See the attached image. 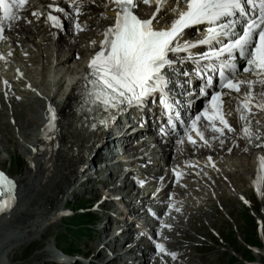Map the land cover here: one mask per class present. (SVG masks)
<instances>
[{
	"label": "snow or ice",
	"instance_id": "6c2138e0",
	"mask_svg": "<svg viewBox=\"0 0 264 264\" xmlns=\"http://www.w3.org/2000/svg\"><path fill=\"white\" fill-rule=\"evenodd\" d=\"M65 2L71 13H67L57 0H51L47 5L51 11L47 12L44 22L62 28L61 16L54 14L61 13L73 20L77 32L85 31L88 26L81 23L80 17L84 15L85 7L96 0ZM30 4L31 0H0V40H5V30L17 26L19 21L31 23L24 15ZM176 4L172 10L177 15L160 26V14L167 11L168 0H107L104 6L110 8L114 16L109 17L106 12L100 14L101 19L112 22L104 27L99 48L88 61L89 72L83 79L91 85L89 99L108 111L124 104L129 107L142 105L146 98L159 92L161 103L172 110L166 91L169 79L165 72L181 61L170 58V54L189 53L186 59L198 65L195 74L206 77L201 93L208 95L205 89L213 85L209 72L218 73L220 91L211 94L208 107L191 121L190 129H185L188 142L197 143L191 132L207 145L202 129L209 127L213 133L219 134L213 135L212 139L224 136L225 131L235 133L228 117L236 116L237 122H243L240 128L243 138L251 143V137L256 135L252 131V119L257 112L264 113V0H176ZM181 4L183 8H180ZM141 6L154 10L145 16L140 12ZM31 15L39 19L44 13L32 11ZM201 24L208 25L203 39L195 44L183 40L186 29ZM238 26H241L239 32ZM91 43L96 45L97 41ZM198 44H219L220 47L212 46L208 52L194 56L190 50ZM237 58L245 62L241 66L242 72L248 76L240 75L241 67L235 62ZM183 74L189 75L187 72ZM225 97L231 98L228 104H236L234 109L226 106ZM48 111L51 117L47 127L51 128L54 127L55 110L49 106ZM202 120L207 123L201 124ZM256 124L259 125L260 120H256ZM220 142L223 144L224 141ZM257 162L259 178L264 172V156H258ZM14 189L15 182L0 172V197L7 196V199L0 200V212L11 207L15 199ZM257 192L260 193L259 187ZM156 248L164 251L162 244L157 243ZM169 255L176 256L175 253Z\"/></svg>",
	"mask_w": 264,
	"mask_h": 264
},
{
	"label": "bare ground",
	"instance_id": "6f19581e",
	"mask_svg": "<svg viewBox=\"0 0 264 264\" xmlns=\"http://www.w3.org/2000/svg\"><path fill=\"white\" fill-rule=\"evenodd\" d=\"M50 2L51 0L44 1L43 9L41 10V13H44V15H41L39 19L31 15L32 11L38 10H34L28 7V10L24 13V15L27 16V19L30 20L31 23H27L21 20L18 22L17 26L9 29V31L5 33L8 37V44L10 45L16 60H21L23 62L40 61L42 66H45L44 64L47 59V48L50 46V49L48 50L50 60L58 63L60 67H66L69 69L71 68V72H65V75H67L68 73H71L70 75H73L74 72H72V69L81 66V60L83 59L86 51H91V45H88V42L95 40L98 43L101 31L110 22V20L97 17L96 9L93 10L91 6H89L85 7L84 15L80 17L81 23L87 24L88 26L85 31L77 32L74 26L64 20V14L54 13L55 15L61 16L62 29L59 30L57 28L51 27L50 24L44 22L47 12L51 11V9L47 7ZM57 2L61 7L65 8V11L67 13H69L68 5L65 1L57 0ZM96 4L97 8H99V11H101L102 13L106 12L110 17L112 11L110 8H105L104 5L106 3L104 2V0H96ZM141 9L144 10V15L150 14L153 11V8L150 9L147 6H141L140 10ZM160 17H163L165 20H167L169 18V15L165 11L160 14ZM50 32L52 33V37L50 36ZM84 44H86L87 46L83 50L82 46ZM22 52L26 53L25 58L21 56ZM75 57L77 58L74 59ZM58 73L61 72L57 71L55 74L58 76ZM68 77H70V79L72 78V76ZM258 87L259 86H257V88ZM48 94L49 93L47 91L46 94H43V96L48 97ZM34 99L39 102L38 106L41 107V101L36 98ZM47 100L52 102L54 99L53 97H51ZM72 100V97L69 96L59 108H53L55 110L54 121L56 125L51 128L47 127L51 116L49 118L45 116L44 120H38V115L41 108H38L37 105L33 106L31 104L32 102L30 103L27 100L24 103L20 102L21 104H18L17 101L9 97L6 100L8 104L12 105V107L9 109L7 105H4L0 100V129L3 128L7 131L12 130L13 132V129L16 128L17 134L20 135L22 140L27 142V144L30 143V148H26L23 143L20 144L16 141L17 145L19 146L20 153L22 155H25L27 164L25 171L22 174L17 175L15 178H10L13 181L15 179V186H17L14 189L15 199L12 202L11 207L4 212H0V214L4 215L7 211L12 210L9 213V216L13 217L14 208H18L25 203L27 204L28 201L34 202V197L37 196L38 202H36V205H34V208H32H36L35 211H32L31 215H28L24 218L26 227L28 226L29 222H35L33 223L35 224V230H39L40 227L43 226L44 218L48 221L53 217V215H57L60 212V208H63L65 206L67 199L72 194H74L77 186H79L77 185L78 178L76 179V177L80 176L78 175V173H80L81 169L84 170L85 165L88 164L89 160L91 159H89L88 157L92 152V144L99 140V137L95 138L93 133H88L85 129H83L79 123V120L73 116L74 111L72 108L73 105L71 104ZM55 104L59 103L55 100L54 105ZM227 106H230L232 107V109H234L236 107V104L227 103ZM9 112H11L12 114V125H9L6 121ZM261 114L262 113L257 112L255 117L252 119V129H259L261 127H264V122ZM233 119H236V121L233 122ZM237 119L238 118L236 116L228 117L230 124H232V126L236 129L235 133H229L225 131V135L221 136L219 139H212L213 135L219 136L217 135V133L208 134V142L211 145L210 148L205 147L202 149V147H200L198 143L194 144V146L188 145V141L186 140H183L181 145H177L176 143H172L171 140H168L164 144H162L160 148L168 149L170 154L169 156H167V158H170L171 160H178L180 158V155L188 156L191 152H193V150H197L200 153L205 154L215 153L217 155H221L227 152L228 146H231L232 149L237 150V148L242 144V141L240 140V128L243 125V122H237ZM256 120H260L259 125L256 124ZM37 121H40V123H38ZM37 125L38 127L43 126L39 132L38 128L36 129L35 127ZM35 136L37 150H33L32 153L31 146H34V140L31 141V138H35ZM42 136H45L47 138L46 142L43 141ZM92 140H94V142L90 143ZM220 140L224 141L223 144H221ZM0 142L2 148L4 149L5 141L3 140L2 135L0 137ZM216 146H218L217 149ZM254 149L255 146L252 148V151ZM257 153L258 151L257 149H255L252 157ZM196 162L197 160L193 159L190 161V164L196 165ZM168 172L171 173L172 170H169ZM232 175L240 177L239 170H236L234 173H232ZM216 176H218V174H209L205 175L201 179L212 186L216 183ZM230 176L231 175L229 174V177ZM115 178L116 177H114L112 180H114ZM168 178L169 173L166 179ZM254 181L256 183V180L254 179L252 182L253 185ZM31 182H33V184H31ZM177 183H182V186L177 187ZM199 185L200 179L186 173L181 176V179L179 178L173 182L171 178H169L168 182L164 186V195L172 194L173 192H175V196L172 199L173 202H175V200H178L176 195H178L179 191L194 195ZM262 185V183L258 184V187L260 189L259 195L262 192ZM144 190L151 191L153 190V188L147 183ZM79 191L80 190L78 189L76 192ZM125 192L129 193L130 189H126ZM141 205L143 204L141 203L140 206ZM114 210L115 209H113L112 211ZM189 210L185 211V213L183 211V215L187 214L185 218V222H187V224H184V226L186 227H189V225H191L193 217H197L198 220V217L200 216L205 218L209 216V214L206 215L204 210H201L200 212H196L194 214H192V210ZM36 211L38 212V214L34 216L33 213ZM103 214L104 213L100 214L101 218L103 217ZM117 214H120V212L118 213L117 211ZM127 214H130L129 210H127ZM140 215H144V213L141 212ZM108 216H110V214H108ZM211 216L212 213L210 214L209 218H206L210 226L213 225ZM172 217L175 218V220L181 219V217L178 218L177 216ZM33 224H31V226ZM138 224L140 227H142V223ZM106 227L107 231H109V227ZM29 228L26 229L28 230ZM195 230L196 232H198L199 229ZM17 234H14L13 237H15ZM109 234H111V232ZM114 235L120 238H124V240L128 242H131L133 240L135 241V247L139 252V256L136 257L138 264H191L192 262L193 254L191 255L188 252L191 249V245L189 243L179 241L176 238H170L169 246H164V250L176 254L175 258L170 259L166 255H163V252L159 251L157 248L144 245V243L141 242L140 238H138L132 230H129V227H127L126 233L120 230L117 231ZM178 235L185 236L189 234H187L185 228H183L178 232ZM161 236L165 238L166 233H163ZM23 237L25 236L22 235L18 238H11L8 236L3 241L6 243V241L8 240V243H1V249L3 247V250H5V252L7 253V251L12 250V248H14V246L23 239ZM262 241L264 246V234L262 235ZM101 247L103 246L101 245ZM109 248L117 250L114 245H109ZM130 248L132 247H129V249ZM96 253L103 254V251L101 250V248H99ZM255 254H264V247L263 249H259V251H255ZM115 256L118 260L122 259V257L119 256V252H116ZM54 257L56 258V260L53 259L52 261H58L57 255H55ZM172 259H174L173 262ZM0 264L7 263L2 261L0 262Z\"/></svg>",
	"mask_w": 264,
	"mask_h": 264
},
{
	"label": "rangeland",
	"instance_id": "374dc122",
	"mask_svg": "<svg viewBox=\"0 0 264 264\" xmlns=\"http://www.w3.org/2000/svg\"><path fill=\"white\" fill-rule=\"evenodd\" d=\"M35 67L37 66L31 65L29 67L28 76L31 77L32 80H43V72H38V70H35ZM57 91L61 92L62 90L57 89ZM46 92L47 91L43 92L42 94H46ZM54 95H57V93H55ZM22 97H24V95ZM27 100L28 99H25L24 101H17V103H24ZM28 102L31 103V101L29 100ZM37 102L38 101H32L31 104L33 106L37 105L38 107L39 102L38 104ZM11 107L12 105L9 104V109ZM11 115V112H9L8 117H11ZM11 132L12 130L7 131L3 128L0 129V137L2 135V138L5 141L4 149L2 148L0 142V168L3 170V172H6L8 176L15 178L17 175H20L25 171L27 160L25 158V155H22L20 153L19 146L16 143L17 141L21 144L23 142L22 138L18 134L17 136L14 134V136L13 134H11ZM248 151L249 150L245 148H239V150L235 152L237 155L231 156L229 153H226V155H223L218 159L219 169L223 171L224 174L229 171L231 175L229 177L231 183L227 182V179L225 177V181L222 182L224 186H220L219 184H217L216 189L211 192L212 198L207 195L205 188V191H198L196 195L190 194L193 196H185L182 200V203L185 205L184 209L186 208L185 210H183L184 213L189 209L192 211L194 209V213L204 210L206 215L209 214L210 216L212 212L216 211V215L214 216V214L212 213L211 216L213 224L211 225V227H206L210 226L208 224V221L206 220V218H209V216H207L206 218L200 216L198 217V220L197 218L193 217L191 226L186 227V233L189 235L196 232L195 229H199L198 232H196V240H194L195 238L191 236L182 239L181 237H179L181 235L177 234V237L180 240H183L184 242L187 241L186 243H190V245L192 246L190 250V254H193L192 264H264V259L261 254H255V249L261 247L260 244H263L262 235L264 234V212L261 211L262 209H264V189L261 203H259L260 205L258 203H256L257 205L254 203V207H247V209L246 206H241L237 199H235L234 192L227 194L225 191L226 187H233L234 189H237L235 192L241 191L243 194H247L250 200L252 199L251 194L248 193V190H246L247 182L245 179L248 166L247 161H249ZM236 170H239L240 177L232 175V173H234ZM77 178L79 177L77 176L76 179ZM31 184H33V182H31ZM87 187L88 188L86 190H82L80 187L82 192L77 193L76 195L73 194L71 196L72 200L69 199V201L66 202V205L69 208H71L72 205H74L75 207H79L80 205L82 207L87 206L86 202L89 200L91 201L89 197H93L92 193L96 192V190L93 189L96 188L98 192L100 184L92 183ZM36 202H38L37 196L34 197V202L28 201L27 204L25 203L18 208H14L13 212L17 216L13 214V217H9L4 222L0 223V229L2 226L9 225L10 227H12L9 233H18L17 235L20 234V237L22 235L25 236L14 246V248H12V250L7 251V253H3L2 249L4 248L2 247L1 249V243H8V240L6 241V243L3 242L8 236H3L2 232L0 231V262L3 261L7 264H54L52 262L50 263V261L47 260L46 256L48 254L44 251L47 247L51 246L52 243H54L64 251H68V253H74V251H76L79 254H84L85 251L90 252V248L92 246L90 243L93 241H97L96 247L98 246L99 234L95 231L94 228L101 225V222L103 220H97L95 225L85 224V228L87 229L86 230L81 227L83 222L87 218L86 214H76L75 216H71L68 218L55 219L49 226L42 230L34 229L35 224L33 223L35 222H29L28 226L30 228L28 226L26 227L24 218L28 215H31L32 211H35L36 208H32H34L33 206L36 205ZM82 202H84L85 204L83 205ZM209 203H212L215 208L210 206ZM217 207H221L222 210L217 211ZM260 207L262 209H260ZM11 211L12 210L7 211L4 215H9ZM183 211L175 216H177L178 218L181 217V219L186 220L185 218L187 214H184V216ZM254 212L257 214V217L259 215V217L262 218V229L258 230L253 222V220L255 221ZM37 214V211L33 213L34 216H36ZM44 221L47 220L44 218ZM30 223L33 225L31 226ZM16 224L21 225V229L15 227L17 226ZM185 224H187V222H185ZM26 228L29 229L27 230ZM32 233L34 234L32 236H29ZM26 237H31V239H33L28 240ZM92 252L93 251H91L90 253ZM100 254L102 253H96V255ZM53 259L56 260L55 257L50 258V260Z\"/></svg>",
	"mask_w": 264,
	"mask_h": 264
},
{
	"label": "water",
	"instance_id": "95a60500",
	"mask_svg": "<svg viewBox=\"0 0 264 264\" xmlns=\"http://www.w3.org/2000/svg\"><path fill=\"white\" fill-rule=\"evenodd\" d=\"M5 230H6V227H1V229H0V231H1L2 233H4Z\"/></svg>",
	"mask_w": 264,
	"mask_h": 264
}]
</instances>
